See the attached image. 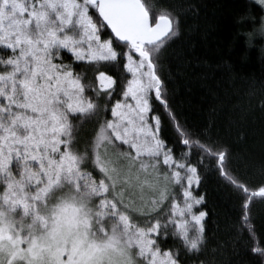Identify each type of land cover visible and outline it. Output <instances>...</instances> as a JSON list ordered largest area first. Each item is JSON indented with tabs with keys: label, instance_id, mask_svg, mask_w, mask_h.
Listing matches in <instances>:
<instances>
[{
	"label": "snow or ice",
	"instance_id": "1",
	"mask_svg": "<svg viewBox=\"0 0 264 264\" xmlns=\"http://www.w3.org/2000/svg\"><path fill=\"white\" fill-rule=\"evenodd\" d=\"M176 31L145 0H0V264H205L189 259L206 240L201 169L245 213L264 198L173 113L155 53ZM160 106L197 159L166 142Z\"/></svg>",
	"mask_w": 264,
	"mask_h": 264
},
{
	"label": "trees",
	"instance_id": "2",
	"mask_svg": "<svg viewBox=\"0 0 264 264\" xmlns=\"http://www.w3.org/2000/svg\"><path fill=\"white\" fill-rule=\"evenodd\" d=\"M150 9L167 11L176 35L158 53L166 96L177 120L193 138L211 137L230 151L229 171L250 188L264 183V35L257 32L264 7L255 0H145ZM5 50L0 48V53ZM103 70V69H102ZM119 78V73L108 69ZM88 78L93 73L87 72ZM159 105V102H156ZM162 136L176 155L185 149L171 121L158 108ZM85 125L81 139L91 135ZM202 172L197 194L206 197L204 250L195 259L205 264H264L250 249L264 246V198L256 196L242 211L243 193L210 165ZM199 207V206H198ZM172 238L164 246L173 245Z\"/></svg>",
	"mask_w": 264,
	"mask_h": 264
},
{
	"label": "clouds",
	"instance_id": "3",
	"mask_svg": "<svg viewBox=\"0 0 264 264\" xmlns=\"http://www.w3.org/2000/svg\"><path fill=\"white\" fill-rule=\"evenodd\" d=\"M257 32H259L260 34L264 35V18H262V22H261V24L258 26V28H257Z\"/></svg>",
	"mask_w": 264,
	"mask_h": 264
},
{
	"label": "rangeland",
	"instance_id": "4",
	"mask_svg": "<svg viewBox=\"0 0 264 264\" xmlns=\"http://www.w3.org/2000/svg\"><path fill=\"white\" fill-rule=\"evenodd\" d=\"M256 2H258V0H255ZM264 7V6H263Z\"/></svg>",
	"mask_w": 264,
	"mask_h": 264
}]
</instances>
